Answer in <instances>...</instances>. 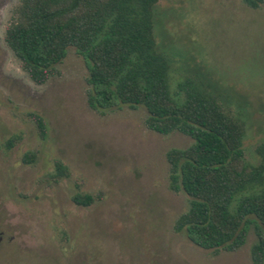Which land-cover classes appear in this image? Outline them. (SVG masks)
<instances>
[{"label":"rangeland","instance_id":"obj_1","mask_svg":"<svg viewBox=\"0 0 264 264\" xmlns=\"http://www.w3.org/2000/svg\"><path fill=\"white\" fill-rule=\"evenodd\" d=\"M17 2L0 0V264H252L253 228L239 250L217 255L173 230L190 198L170 190L166 153L189 146L191 137L148 129L143 106L105 114L90 108L88 69L73 47L47 82L30 79L4 40ZM158 14V42L171 45L172 87L187 74L229 90L233 111L249 117L244 151L257 163L264 4L158 0ZM33 113L46 121L44 138ZM12 136L18 138L8 149ZM27 152L35 153L33 163H24ZM57 162L68 172L56 179ZM76 193L96 200L78 205Z\"/></svg>","mask_w":264,"mask_h":264},{"label":"trees","instance_id":"obj_2","mask_svg":"<svg viewBox=\"0 0 264 264\" xmlns=\"http://www.w3.org/2000/svg\"><path fill=\"white\" fill-rule=\"evenodd\" d=\"M241 1L252 9L264 4ZM158 25V0H18L4 40L36 84L55 75L73 47L88 69L90 108L105 114L143 106L148 129L191 137L189 146L166 153L170 190L190 198L174 232L217 255L239 250L253 228L252 264H264V145L257 163L246 159L249 117L233 111L229 90L211 77L205 82L186 74L172 87L171 45L161 47ZM192 70L203 69L196 64ZM32 116L44 138V117ZM17 138H8L5 146L11 148ZM35 157L27 152L23 161L33 163ZM56 170V179L68 172L61 162ZM72 199L89 206L96 196L76 193Z\"/></svg>","mask_w":264,"mask_h":264}]
</instances>
